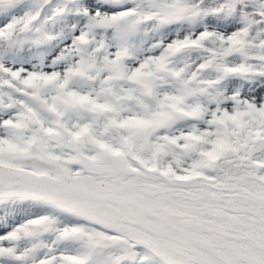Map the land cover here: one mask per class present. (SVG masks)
Here are the masks:
<instances>
[{
    "label": "snow or ice",
    "instance_id": "6c2138e0",
    "mask_svg": "<svg viewBox=\"0 0 264 264\" xmlns=\"http://www.w3.org/2000/svg\"><path fill=\"white\" fill-rule=\"evenodd\" d=\"M0 264H264V0H0Z\"/></svg>",
    "mask_w": 264,
    "mask_h": 264
}]
</instances>
